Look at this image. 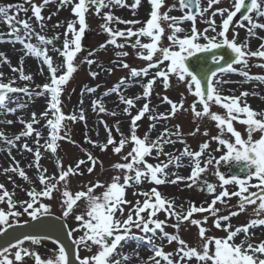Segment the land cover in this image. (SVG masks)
Segmentation results:
<instances>
[{"label": "snow or ice", "instance_id": "1", "mask_svg": "<svg viewBox=\"0 0 264 264\" xmlns=\"http://www.w3.org/2000/svg\"><path fill=\"white\" fill-rule=\"evenodd\" d=\"M147 2L150 6V18L146 21L123 20L114 16L111 9L117 6L125 7L124 0H42L39 4L34 0H24L28 7L24 4L17 5L14 9L13 6H0V24H4L8 29L7 32L0 31V43L21 46L19 67L11 66L10 60L2 52L0 65L8 64L14 76L18 73V79L27 82L22 87L14 86L16 78L4 82V73L0 72V116L5 117L0 120V124L11 126L18 122L24 126L14 137L0 131V142L9 146L8 155L11 156V148L16 147V142L22 138L34 140L35 149L27 142L22 143L21 148L33 153L34 162L28 167L36 168L37 179L42 186L37 191L35 182L26 174L24 168L20 167L19 162L15 161V157H12L14 165L4 168L3 173L12 182L13 190L10 192L5 184L0 183V205H3L0 207V235L14 229L23 215L30 217L31 221H41L42 218L50 216L52 206L41 198L51 201L55 199L54 194H59L62 217L66 220L72 216L79 222L77 228L67 232L68 237H72L75 231L82 232L78 238L72 240L77 249V264H131L133 256L139 257L138 249L141 247H148L152 255L147 259H139L138 264H264V241L253 242L256 236L254 230L264 226V111L253 110L246 100L242 106L243 98L258 93L245 91L240 96L222 93L223 85L231 82L223 78L229 74H239L245 78L244 82L257 80L264 83V76H250L249 72L245 71L249 67L250 58L264 59V43H261L256 51L248 48V40L256 36V30L264 29V23L258 22L264 19V0H231L229 7H217L211 11L210 16L206 14L214 5H219L221 0H177V3H173L164 12H161V9L165 6V0ZM52 3L57 4L56 12L46 17L43 11ZM140 5L141 0H134L132 8L136 9ZM69 7L75 19L67 21L62 46L57 47L56 42L60 41L61 34L56 33L48 37L42 33L47 30V21L51 20L52 15H57L60 10ZM104 9L109 11L101 16ZM174 10H179L182 15H170ZM21 12L26 18H21ZM29 12L31 16L28 15ZM89 14L104 20L101 28L108 39L100 45L102 50L109 45L116 49L130 47L138 59L146 62V66L140 69L131 67L122 59L112 62L118 67L128 69L129 75L120 78L118 83L103 93V97L116 94L119 102L117 107L119 104L125 105L122 114L131 118L130 132L125 135L119 127L120 121H116L115 131L120 137L117 140L112 134L113 128L101 121L107 134L105 143L93 141L88 135V122L82 99L78 112L73 111L66 115L62 109L61 97L81 64L86 63L89 66L92 79L100 75L92 70L93 65L109 74L115 70L103 69L95 59L89 58L95 55L93 51H89L87 56L77 61L78 55L84 51L82 39L89 28L86 22ZM237 14L243 15V21L233 25ZM217 15L221 19L220 25L213 19ZM33 18L37 22L36 26L32 23ZM198 18L201 23L208 25L202 31H198L196 27ZM244 21L247 22V35L243 42L238 43L236 28L245 27ZM184 22H191V28L181 27ZM112 24H124L128 27L121 29L111 27ZM165 24L170 34H166ZM37 26L40 31H37ZM230 26L233 29L231 39L228 35ZM52 27L60 28L64 25L57 22ZM142 38H147L148 42H143ZM257 38L264 40V37ZM164 39L168 41L167 45L162 43ZM33 40L36 43H33ZM120 40L123 42H118ZM217 50H228L234 55L231 60H227L225 56L217 55ZM50 52L62 58L60 62H54ZM128 55L127 51L116 52L117 57ZM26 57L39 61L35 75L44 76L46 70L48 82L35 84L34 74L25 73ZM209 60L212 61V66H209ZM234 65L242 67L237 69ZM257 66L264 67V64ZM172 77H175L177 83L185 86L194 100L189 107H185L183 94L178 103L165 95L161 98V103L170 105V110L159 113V105L151 104L154 86L162 78L161 83L167 90L172 87ZM136 85L141 87L142 92L134 97L126 96L127 89ZM99 87H85L84 92L94 94ZM84 92L81 93L82 96ZM22 96L27 99H22ZM38 98H43L46 102L45 110L39 115L33 111L27 121L22 117H18L16 121L7 119L8 115L26 109ZM140 100L145 102L142 107L137 108ZM198 105L202 110H197ZM214 105L221 107L224 114L212 111ZM133 109L137 112L134 116ZM92 110L94 113L113 117L120 114L115 110L109 111L102 98L92 101ZM181 110H190L194 116L193 122L197 124L190 135L195 136L200 132L199 121L204 119L215 122L218 134L199 145V150H192L179 125L173 128L166 126ZM145 117L150 123L148 130L141 137L137 134V122ZM67 122H83L86 129L85 143L93 148L98 147L101 152H106L111 145L113 154L120 156L121 162L111 166L116 174L111 177L110 182L97 178L87 182L83 190L75 193L70 190L69 178L84 175L81 165L86 166L88 174L95 172L97 164L103 170V162L87 149H83L87 160L79 159L75 167L69 165L65 169L62 160L57 156L55 166L58 174H47V168L40 164L43 158L41 149L55 155L60 148V142L70 140L71 129ZM161 122L165 125L162 131L154 139L150 138L152 131ZM234 122L245 126L244 135L234 127ZM34 125H39L40 128ZM43 129H47V136H44ZM202 134L209 136L207 130ZM41 140L44 141L43 144ZM212 141L217 144L215 149L210 148ZM177 143L184 145L182 150L165 151L166 146L174 147ZM217 152L221 153L219 157L214 154ZM161 157L165 159L162 160ZM150 159L156 163L149 162ZM222 164L234 170L225 173L221 170ZM184 167L190 168V175L187 177L180 175L179 171L171 170ZM8 173L18 175L29 184L28 189H23L29 199H14L16 188L22 186L16 185ZM210 176L215 177L219 185L210 182ZM145 183L153 186L144 190L142 186ZM180 183L207 195L214 194V198L207 207L188 202L189 207L185 210L184 203L177 205L174 198H167L158 190L161 185ZM229 185L238 186V191L229 192L226 187ZM218 186L221 189L219 192ZM129 190L133 197L138 198L129 200ZM233 196L239 197L238 204L234 206L238 211H232L228 206V200ZM218 202L224 207L217 208ZM81 205L83 211L77 212ZM248 205H257L253 210V216L256 218L246 225L233 227L232 218L244 212ZM225 208L229 209L228 214L222 215ZM161 212L164 213L165 219L159 218ZM196 213L208 215L196 219L193 218ZM210 218L213 220V227L226 232L225 237L208 235L210 229L205 225ZM169 220L174 223L169 224ZM185 222L198 228V245L189 246L180 237L181 227L187 226ZM167 227L174 228L175 234L167 232ZM46 238L48 237L28 234L23 238L15 237V243L0 247V264H26V257H31L35 264H72L69 251L59 240L54 241L58 244V251L47 259H42L40 254L25 246L26 242L39 245L42 239ZM237 239L239 243L236 242ZM157 240L167 241L168 244L176 242L178 248L175 252H165L163 246L156 243ZM129 245H134V248L131 253L125 254L124 249ZM93 248L96 249L95 252ZM81 249L91 254L81 257Z\"/></svg>", "mask_w": 264, "mask_h": 264}, {"label": "rangeland", "instance_id": "2", "mask_svg": "<svg viewBox=\"0 0 264 264\" xmlns=\"http://www.w3.org/2000/svg\"><path fill=\"white\" fill-rule=\"evenodd\" d=\"M35 3L39 4L42 2V0H34ZM58 2V0H57ZM125 7H115L111 9V12L114 16L119 17L123 20H141V21H146L149 19V12H150V6L147 2V0H141V5L138 6L136 9L132 8V5L134 3V0H124ZM173 3H177V0H165V6L162 7L161 12L167 11V8L171 6ZM231 3V0H221V3L219 5H214L213 9L209 10V13L206 15L211 14V11L215 10L217 7H229ZM24 4V0H0V6H13V9L17 5H22ZM25 7H28V5L24 4ZM57 9V4L52 3L49 4L45 10L43 11V15L46 17L50 15L51 13H55ZM109 11L108 9H104L101 12V16H103V13ZM143 12V13H142ZM170 15H175V16H181L182 13L179 10H174ZM29 16H31V12L28 13ZM254 15V14H253ZM21 18H26L24 16V13H20ZM75 19V17L72 15L70 7L65 8L59 11L57 15H52L51 20L47 21L48 28L47 30L42 33L48 37L53 36L56 33L61 34L60 35V41L56 42V45L59 47V45L62 46V41H63V32L66 29V23L69 20ZM216 24L220 25L221 19L219 15L214 17ZM57 22H60L61 24L64 25V27L60 28H53L52 26L55 25ZM86 22L89 25V28L86 30L85 35L82 39V45L84 48V51L81 52L78 57L77 61L81 60L83 57L88 55L89 51H93L95 55L93 57H89L91 59H95L99 65L103 66V69H108V68H113L115 69L111 74H109L106 71H103L101 68H98L96 65L95 67H92L93 71H97L100 73V75L96 79H92L91 76L89 75V66L85 64H81L79 67V70L77 73L74 74L73 78L69 81L68 85L66 86V90L61 97L63 104H62V109L66 115L71 114L73 111H79V108L81 107L80 101L78 100L79 97H83L86 95L87 98V103L83 104L82 107L85 110V114L87 116V122H88V135L93 141H98L99 143H105L107 140V134L105 131V128L101 121H105L108 126L113 128V136L118 140L119 134L116 133L115 131V122L120 121V129L121 131L125 134L128 135L130 132V117L127 115L122 114V110L125 107L123 104H119V107H117V104L113 103L111 105H107L106 103L105 106L106 108L111 111L115 110L117 111L118 114L117 116L113 117L107 114H97L94 113L92 110V101L100 98H104L103 102H106L108 99L107 97H103V93L107 90H109L111 87H113L116 83L119 82L120 78L122 77H127L129 75V70L124 69L122 67H118L116 64L112 63L113 61H118V60H124L125 62L129 63L131 67L140 69L146 66V62L143 61L142 59H138L135 55V52L132 48L126 47L125 49H116L113 46L109 45L106 49H101L100 45L104 44L106 40L108 39L107 35L103 32L101 25L104 23V20L102 18H98L94 14H89L86 17ZM258 22L264 23V19H260ZM32 23L34 26H36V21L33 18ZM240 23L238 19H234L233 25H236ZM245 27L242 28H236V32L238 33L237 37V42L241 43L245 40L246 38V27H247V22H244ZM111 27H116V28H121L124 29L128 27V25L124 24H112L110 25ZM166 28V34H170V30L167 29V25H164ZM181 27L185 29H190L191 28V22H184L183 24L180 25ZM78 27V26H77ZM136 27H140V25H136ZM196 27L198 31H202L204 28L208 27V25L201 23L199 18L197 19ZM219 30V28L217 29ZM0 31L7 32L8 29L4 24H0ZM37 31H40L39 27L37 26ZM232 26H230L229 29V38H232ZM263 31V32H262ZM260 31V29L256 30V36L251 37L248 40V48L251 51H256L258 49V46L261 44V39L257 38L258 40H254L256 37H262L264 34V29ZM211 34V33H210ZM71 34L69 35V39H71ZM135 37H133V40ZM143 42H148L147 38H142ZM118 42H123L122 40ZM203 42V41H201ZM249 42H254V45L250 48ZM33 43H36L35 40H33ZM164 45L168 44V41L164 39L162 41ZM19 48L21 47L19 44H17ZM117 51H127L129 55L127 57H117L116 52ZM33 59V58H30ZM34 60V59H33ZM36 61V60H35ZM167 63V62H166ZM18 64V63H17ZM15 65L13 67H19V64ZM258 64H264V59L258 58H250L249 60V65H258ZM8 65V64H5ZM12 66V65H11ZM251 68V66H250ZM24 69H26L24 65ZM259 69V70H258ZM260 67L256 66L249 71L250 74H258V73H264V71H261ZM0 72L4 73V82H7L8 79L10 78H16V85L14 86H24L25 83L24 81H21L18 79V73L13 74L11 71V68L9 67L7 69V72H5L0 69ZM46 72V70H45ZM26 74H28L25 71ZM10 76V77H9ZM229 80L230 78H226ZM147 78H145V81ZM239 82L245 81V80H239L236 79ZM161 80H158L156 85L154 86V93L151 97V104L152 105H159L157 108V111L159 113H166L170 110V105L167 103H161V98L163 96H168L173 102H179L181 99V94L184 95L185 97V107H189L193 100L194 97L189 94L183 84H179L176 82L175 77L170 78V83L172 87L168 88L167 90L164 89L163 84L161 83ZM46 82L47 78H46ZM39 84H44L42 81ZM99 85L100 87L97 89L96 93H87L84 92L85 87H96ZM241 86V84H240ZM248 89V87H247ZM135 90V91H134ZM239 91H247L246 89H243L242 87H239ZM237 89L231 90L227 89V87L222 88V93L224 95H238L240 92ZM84 92L83 96L81 93ZM142 92V89L140 86L136 85L133 87H129L127 91L125 92V95L128 97H134L137 94H140ZM251 93V92H250ZM159 94V95H157ZM117 98V97H115ZM22 99L26 100L27 97H23ZM39 99V98H38ZM106 99V100H105ZM244 100L247 101V103L251 106L253 110L256 111H264V106L262 103V100L255 99L251 95L249 97L243 98ZM45 101V99H42ZM105 100V101H104ZM118 100V98H117ZM242 100V106L243 102ZM144 100H140L137 103V108L142 107ZM37 99L34 104H29V106L26 109L23 110H18L15 114H10L7 116V119L16 121L18 117H22L24 120H29L30 119V114L34 111L37 114L40 112L37 111ZM215 106V105H214ZM213 106V107H214ZM11 107H15V105H11ZM46 103H44L43 108L45 110ZM151 107V105H150ZM217 107V106H215ZM221 108V107H220ZM197 110H202L201 106H197ZM136 109L132 110V115H136ZM218 114H224V110L221 108V112H218ZM39 115V114H38ZM147 115V114H146ZM0 119L3 120L5 117L0 116ZM194 121V116L192 112L189 110L188 112H184L181 110L178 112V114L172 118L170 121L167 122V127L173 128L175 125H179L182 132L185 135V138L187 140V144L190 146L192 150H199V144L201 145L203 142L206 140H210L211 136H215L218 134V129L215 126V122L209 121L208 119H204L203 121H199V127H200V132L197 133L195 136L190 135V133L197 127V124L193 122ZM71 132H70V140H65L60 142V148L58 149V152L53 155L49 151H45L43 148L41 149L42 153V159L40 161V164L44 167L47 168L48 170V175L51 174H58V169L55 166V161L56 157L58 156L61 160L62 163L65 167L72 165L75 167L77 161L79 159H85L87 160V156L85 155V152L83 149H87L89 152L93 154V156L98 157L100 161L103 162V170H101V167L99 164H97L95 172L93 174H88L86 171V166L81 165V169L84 170V175L81 176H76V177H70V190L75 193L79 190H83V187L87 182L89 181H95L97 178L100 179L101 181H109L111 180V177L116 174V172L112 169V165L117 162H121L120 156L113 154L112 152V146L110 145L108 150L106 152H101L98 147L93 148L90 144L85 143V127L83 122H78V123H71L67 122ZM139 127L137 129V134L141 137L145 134V132L148 130L149 127V120L145 117L142 118L141 121L137 122ZM164 123L161 122V124H158L157 128L152 131L151 137L154 139L163 129ZM23 125L20 123H14L11 126L0 124V131H4L7 135L14 137V134H18L20 131L23 130ZM34 127L40 128L39 125H34ZM234 127H236L237 130H239L242 135L245 134V126L235 122ZM16 128V129H15ZM207 130L209 132L208 137L203 136V132ZM99 133L97 136L96 133ZM44 136L48 135L47 129H43ZM63 135V133H61ZM73 141L75 143H73ZM27 142L30 147H33L35 149V144L34 140L32 138H22L21 141L16 142V147L11 148V152L15 153L16 155H12L6 158H3L2 156H5V152H8L9 146L6 145L3 142H0V183L5 184L6 188L11 192L13 190V184L7 179V176L3 173L4 168H8L12 165H14V161L12 160V157H15V161L19 162L20 167L24 168L26 174L35 182L34 187L36 188L37 191L41 189V185L38 182L37 179V170L35 167L29 168L28 165L30 163L34 162V155L33 153H29L27 151L22 150L21 145L22 143ZM44 141L41 140V144H43ZM198 145V146H195ZM184 145L177 143L174 147L173 146H166L165 151H176V150H182ZM217 147V144L215 141H212L210 143V148L215 149ZM176 154L178 155L179 152L177 151ZM217 157L221 155V153L217 152L214 153ZM24 156H27L25 158ZM17 157H21V160H19ZM161 159H165L164 157H161ZM151 163H156L154 160H149ZM187 163V161H185ZM90 166V165H88ZM229 166L228 165H221V170L226 173L228 170ZM172 171H179V174L182 176L187 177L190 175V168L184 167L180 168L179 170L177 169H171ZM7 175H11L13 179L15 180V184L22 186V187H17L16 188V195L14 199L16 200H27L29 197L26 195L25 191L23 189H28L30 186L28 183L21 182L19 179L18 175L8 173ZM210 182L217 183L219 185L218 180L215 177H209ZM149 186L146 188L148 189L150 186L152 187L153 185L148 184ZM229 190V192L232 191H238V186H226ZM158 190L161 191V193L170 199H175V202L177 205L184 203V208L185 210L188 209L189 203L188 202H194L196 206H200L203 204L204 207H207L209 203H211V200L214 198L213 195H207L196 188H187L185 187L184 183H180L178 185H171V184H166V185H161L158 186ZM221 189L219 186L217 187V192H219ZM251 191H255V189H250ZM98 192L100 190H97ZM55 199L49 201L46 198H41L43 202L45 203H50L52 206V214L57 215L59 217H62V209L60 206V200L61 197L59 194H54ZM127 198L129 200H135L138 197H133L132 194ZM142 199V198H140ZM227 200V198H225ZM239 202V197L233 196L230 200H228V206L232 211H238V208L234 207L238 204ZM3 205H0L2 207ZM217 208H222V206L219 202L216 205ZM257 205H248L246 207V210L242 212L239 216L233 217L231 220V224L233 227L236 226H243L246 225L251 219L256 218L253 216V210L256 208ZM83 211V205L79 209H77V212H82ZM229 209L225 208V210L221 213L222 215H227ZM208 215V213H196L194 214L193 218L196 219H202L203 216ZM63 218V217H62ZM160 219H165V215L163 212L159 214ZM20 223H23L25 221H30V217L27 215H23L20 218ZM67 223L69 224L70 230L77 228L78 223L77 221L74 220L72 216L68 217L66 219ZM169 224L174 223V221L169 220ZM213 220L210 218L207 222L206 227L210 229L208 232V235H212L215 237H225L227 234L223 230L216 229L215 227L212 226ZM185 226H182L179 235L181 238H183L189 246H196L199 244V237H198V228L196 226L188 225V222H185ZM167 232L170 234H175V229L172 227H167L165 229ZM250 231H253L250 229ZM256 232V236L253 239L254 243H258L260 241H264V226H261L258 229L254 230ZM82 232L80 231H75L73 232V239L78 238ZM239 243V239L236 241ZM157 244H161L164 248L165 252H175V250L178 248V244L176 242H173L171 244H168L167 241H156ZM27 247V246H26ZM147 248L146 251V258L147 259L152 253L149 251V248ZM34 251H36L38 254L41 255L42 259H47L51 258L55 252L58 251V247L51 243H45L41 242L39 245H34ZM96 249L93 248V252H95ZM91 253H89L87 250L81 249L79 251V255L81 257L88 256ZM26 264H35L34 260L31 257H26Z\"/></svg>", "mask_w": 264, "mask_h": 264}, {"label": "bare ground", "instance_id": "3", "mask_svg": "<svg viewBox=\"0 0 264 264\" xmlns=\"http://www.w3.org/2000/svg\"><path fill=\"white\" fill-rule=\"evenodd\" d=\"M72 19H73V17H72ZM59 47H61V45H59ZM19 49L20 48H19V46L17 44L13 46V45H10L8 43H0V52L6 54L7 58L10 60L12 66H14L15 63L16 64L17 63L19 64V57L21 56V52L19 51ZM49 54L53 56L54 62H56V63L60 62V60L62 59L56 53L50 52ZM33 59H30V57H26L25 58V60H24V65L26 67L25 71L27 73L34 74V82H35V84H39V83H41V81L43 83H46V78L48 76L47 71L45 72L44 76L35 75L37 73V65H38L39 61L37 59H35V58H33ZM92 67H95V65H93ZM8 68H9L8 65H5V64L0 65V69H2L5 72V74H6ZM98 68H100V67H98ZM254 92L255 93H258V95H254V97L260 96V95L262 97H264V93L260 94L258 91H254ZM115 97H117L116 94L109 95L108 96V99L107 100L105 99L106 102H104V103H106L107 105H111L113 103L114 104L115 103L118 104L119 103L118 100H117L118 97L117 98H115ZM42 99L43 98L37 99V104H38L37 105V111L38 112L40 111L39 113H41V112L44 111V109H42V108H43L44 103H46ZM81 99L83 100V104L87 103L86 95L83 96V97H79L78 96V100L81 101ZM102 99H104V98H102ZM263 103H264V100H263ZM14 135H16V134H14ZM4 155L5 156H2V160H3V158L9 157L8 152H5ZM12 155H16V154L13 153V152H11V156ZM24 157L27 158V156H24ZM17 158L19 160H21V157H17ZM19 179H20L21 182H25L22 178L19 177ZM25 183H27V182H25ZM148 186L149 185L147 183H145L142 186V188L144 190H149L151 188V186L148 189H146ZM130 195H131V190L128 191L127 196H130ZM40 230H43V231H45V232H47L48 234H51V235H58L59 227H58V225H57V223L55 221H53V220H47V221L43 222V225L40 227ZM26 246L29 248V245H26ZM30 247H31L30 250L33 251L34 247L32 245H30ZM133 248H134V245H129L127 248L124 249L125 254L131 253ZM138 251H139V257L133 256V259L131 261V264H138L139 259H145L146 258V251H147V248L146 247H141V248L138 249Z\"/></svg>", "mask_w": 264, "mask_h": 264}, {"label": "water", "instance_id": "4", "mask_svg": "<svg viewBox=\"0 0 264 264\" xmlns=\"http://www.w3.org/2000/svg\"><path fill=\"white\" fill-rule=\"evenodd\" d=\"M244 14H247V13H244ZM216 54L219 55L220 50H219V53H216ZM211 63H212V61L209 60V66H211ZM46 219H52L58 223V226L60 228L58 235H51L45 231H39V230L33 231L41 223H43ZM68 231H69V229H68V227H67V225L63 219H60L56 216L50 215V216L42 218L41 221H31L29 223H24L21 225H15L14 229L8 230L7 234L0 235V247L6 246L9 243H15V237L23 238V236L25 234L48 237V238L42 239V240H49L52 242H54L55 240H59L61 243H63L66 246V250L69 251L70 260L72 261V264H77V262L75 260V254H76L75 245L72 244L71 237H68V235H67ZM55 244H57V243H55Z\"/></svg>", "mask_w": 264, "mask_h": 264}]
</instances>
